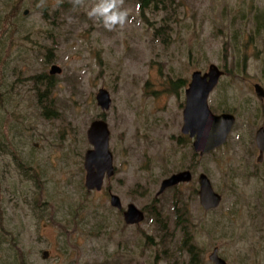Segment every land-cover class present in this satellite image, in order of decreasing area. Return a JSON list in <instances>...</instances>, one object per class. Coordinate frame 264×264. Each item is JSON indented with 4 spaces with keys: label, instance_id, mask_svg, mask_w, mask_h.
<instances>
[{
    "label": "rangeland",
    "instance_id": "rangeland-1",
    "mask_svg": "<svg viewBox=\"0 0 264 264\" xmlns=\"http://www.w3.org/2000/svg\"><path fill=\"white\" fill-rule=\"evenodd\" d=\"M163 1L153 10L124 0L128 20L109 31L88 15L99 0H0V264H214L216 248L227 264H264V158L254 140L264 127L254 88H264V0ZM53 65L62 73L50 75ZM211 65L225 77L210 109L234 114L236 127L204 157L182 134L183 112L193 73ZM98 120L117 170L102 192L85 187ZM183 171L192 182L159 196ZM201 174L223 197L215 211L200 204ZM109 188L147 209L146 220L119 229Z\"/></svg>",
    "mask_w": 264,
    "mask_h": 264
},
{
    "label": "water",
    "instance_id": "water-1",
    "mask_svg": "<svg viewBox=\"0 0 264 264\" xmlns=\"http://www.w3.org/2000/svg\"><path fill=\"white\" fill-rule=\"evenodd\" d=\"M62 68L53 65L50 75L61 74ZM224 72L216 65H211L207 72L196 71L191 77V82L186 90V106L183 113L184 125L182 134L194 138L195 152L201 156L210 154L223 146L235 124V117L231 114L215 115L209 107V97L218 86ZM259 98H263V89L256 86ZM97 103L103 111H109L112 106L110 93L100 89L96 96ZM110 136L108 123L104 120L94 121L88 131V140L92 146L85 156L84 168L86 171L85 187L88 191L100 192L105 179L115 174L114 157L110 150ZM257 144L264 152V131L258 134ZM192 180L191 172L184 171L173 175L162 183L161 193L167 188ZM201 191L200 201L206 210L220 205L222 198L217 194L207 176L201 175L199 179ZM113 206H117L120 199L112 197ZM128 224H137L144 220V213L135 205H131L125 214ZM49 253H43L44 259L49 258ZM211 261L216 264H227L219 258L217 250L211 256Z\"/></svg>",
    "mask_w": 264,
    "mask_h": 264
},
{
    "label": "flooded vegetation",
    "instance_id": "flooded-vegetation-1",
    "mask_svg": "<svg viewBox=\"0 0 264 264\" xmlns=\"http://www.w3.org/2000/svg\"><path fill=\"white\" fill-rule=\"evenodd\" d=\"M19 12H20V8L19 7H17V11H15V14H19ZM29 14V11L28 10H26L25 12H24V15L25 16H27ZM225 77V72H224V75L222 76V78H224ZM222 78L220 79V81H219V84L218 85H220V82H221V80H222ZM259 84H256L255 86H254V88H255V93H256V95H257V98H258V100L262 103V104H264V88L261 86V85H259V86H261L262 87V89H263V98H259V96H258V94H257V91H256V86H258ZM218 87V86H217ZM216 87V88H217ZM215 88V89H216ZM187 90V89H186ZM210 107V106H209ZM184 113V112H183ZM214 114V113H213ZM222 114H228V113H222L221 112V114H215V115H222ZM230 114V113H229ZM232 115V114H231ZM233 116L235 117V115L233 114ZM235 119H236V117H235ZM184 120V119H183ZM235 127H236V121H235V124L233 125V127H232V130H231V132H230V134H229V136H228V139H227V141H226V143L223 145V146H221L220 148H218V149H216L214 152H212V153H210V154H207V155H204V157H209V156H212V155H214L215 154V152H217L218 150H220V149H222V148H224L225 146H226V144H228V142H229V140L231 139V136H232V134L234 133V131H235ZM264 131V127H261L257 132H256V134H255V138H254V140H255V145H256V148H257V150H258V159H257V161L259 162V163H262V161H263V158H264V152H263V154H261V151H260V149H259V147H258V144H257V138H258V134L260 133V132H263ZM186 137H188L190 140H192L193 141V144H194V138H190V136L188 135V136H186ZM194 147V146H193ZM228 147V146H227ZM195 150V149H194ZM200 155V154H199ZM201 156V155H200ZM184 172V171H183ZM188 172H191V171H188ZM116 174H117V170H116V167H115V174L111 177V178H109V179H107V180H112L115 176H116ZM178 174V173H177ZM191 174H192V180H193V173L191 172ZM175 175V174H174ZM201 175H205V176H207L206 174H201ZM201 175H199V177H198V184H199V190H197V193H198V195H199V200H200V191H201V187H200V183H199V179H200V177H201ZM173 176V175H172ZM171 176V177H172ZM208 177V176H207ZM208 179H209V181H210V183H211V185H212V188H213V190L216 192V190L214 189V187H213V184H212V182H211V180H210V178L208 177ZM167 180V179H166ZM192 180H191V182H192ZM164 182V181H163ZM162 182V183H163ZM191 182H189V183H191ZM182 184H186V183H181V184H178V185H176V186H173V187H170V188H167L164 192H162L161 193V189H160V191L158 192V194H159V196H162L163 194H166V193H168V191H170V190H173V189H176V188H180L179 186H181ZM161 188H162V184H161ZM100 192H102V191H100ZM217 193V192H216ZM218 194V193H217ZM108 195H109V198H110V206H111V208L113 209V212L115 213V222H116V224H117V226L119 227V229H124L125 231L127 230V229H129V227H136V226H138V225H140L141 223H143L145 220H146V218H147V216H148V210L146 209L145 211L143 210V209H139L135 204H133V205H135L139 210H141L143 213H144V220L142 221V222H140V223H137V224H128L127 223V221H126V217H125V214L129 211V208H130V206L132 205V203H128L127 205H124L123 204V202H122V199L117 195V194H115L114 193V190L112 189V188H109L108 189ZM220 195V194H219ZM114 196H117L119 199H120V202H119V204L117 205V206H113V204H112V197H114ZM221 196V198H222V201H223V197H222V195H220ZM222 201H221V203H220V205L218 206V207H216V208H213V209H210V210H206L204 207H203V205L201 204V201H200V204H201V206L203 207V209L205 210V211H207V212H209V211H215V210H217L220 206H221V204H222ZM153 211H156V209H154V210H152V211H150V212H153ZM148 238H151V237H148ZM193 247V246H192ZM215 250H217V252H219V249H215ZM214 250V251H215ZM192 253V252H191ZM218 256H219V253H218ZM211 258V257H210ZM219 258H220V256H219ZM222 259V258H221ZM211 260V259H210ZM224 260V259H223ZM199 261L200 260H197V261H195V260H192V262L194 263V264H198L199 263ZM225 261V260H224ZM214 263V262H213ZM214 264H216V263H214Z\"/></svg>",
    "mask_w": 264,
    "mask_h": 264
},
{
    "label": "clouds",
    "instance_id": "clouds-1",
    "mask_svg": "<svg viewBox=\"0 0 264 264\" xmlns=\"http://www.w3.org/2000/svg\"><path fill=\"white\" fill-rule=\"evenodd\" d=\"M76 4H82L83 0H74ZM124 0H99L88 12L90 18L102 22L103 26L112 31L123 27L128 20V12L123 8Z\"/></svg>",
    "mask_w": 264,
    "mask_h": 264
},
{
    "label": "trees",
    "instance_id": "trees-1",
    "mask_svg": "<svg viewBox=\"0 0 264 264\" xmlns=\"http://www.w3.org/2000/svg\"><path fill=\"white\" fill-rule=\"evenodd\" d=\"M163 0H139V3L141 5V7L143 9H151L153 8V10H159V7L163 4ZM32 80L34 81L35 83V86H40V84H38L40 81H41V78L40 77H32ZM42 85H45V91L46 93L48 94L49 92H51V90L53 89L54 85H53V82H48V84H45V83H41ZM185 85L183 84L181 87H184ZM175 87H178V85L176 84ZM40 91V90H39ZM51 114L52 115V118L55 116L54 114H56L57 116H60L59 114V111H57V113L54 111H45V115H49ZM50 115V116H51ZM188 238H190L188 236Z\"/></svg>",
    "mask_w": 264,
    "mask_h": 264
}]
</instances>
